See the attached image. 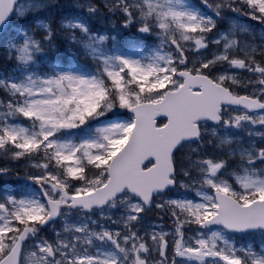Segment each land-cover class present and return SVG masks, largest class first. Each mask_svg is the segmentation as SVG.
<instances>
[{
  "label": "snow or ice",
  "instance_id": "6c2138e0",
  "mask_svg": "<svg viewBox=\"0 0 264 264\" xmlns=\"http://www.w3.org/2000/svg\"><path fill=\"white\" fill-rule=\"evenodd\" d=\"M0 264H264V0H0Z\"/></svg>",
  "mask_w": 264,
  "mask_h": 264
},
{
  "label": "rangeland",
  "instance_id": "374dc122",
  "mask_svg": "<svg viewBox=\"0 0 264 264\" xmlns=\"http://www.w3.org/2000/svg\"><path fill=\"white\" fill-rule=\"evenodd\" d=\"M0 183H3V181H0Z\"/></svg>",
  "mask_w": 264,
  "mask_h": 264
}]
</instances>
